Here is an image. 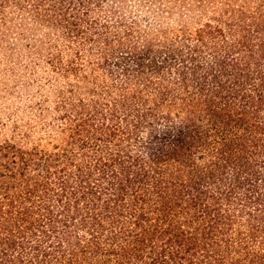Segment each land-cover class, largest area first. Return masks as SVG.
<instances>
[{
  "label": "trees",
  "instance_id": "16d2710c",
  "mask_svg": "<svg viewBox=\"0 0 264 264\" xmlns=\"http://www.w3.org/2000/svg\"><path fill=\"white\" fill-rule=\"evenodd\" d=\"M0 54V264H264V0H0Z\"/></svg>",
  "mask_w": 264,
  "mask_h": 264
},
{
  "label": "rangeland",
  "instance_id": "374dc122",
  "mask_svg": "<svg viewBox=\"0 0 264 264\" xmlns=\"http://www.w3.org/2000/svg\"><path fill=\"white\" fill-rule=\"evenodd\" d=\"M11 41H14L12 39H10ZM0 70L4 67V65L6 64V62L4 60H2V56L0 54ZM5 84L10 85L11 82L9 81V79L6 76H3L0 73V110H6V106H9L8 100L9 97H5L4 94V86Z\"/></svg>",
  "mask_w": 264,
  "mask_h": 264
}]
</instances>
